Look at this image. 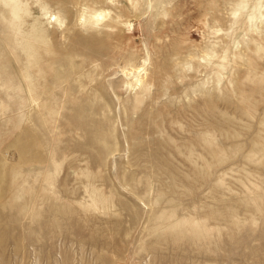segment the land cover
Wrapping results in <instances>:
<instances>
[{"label": "rangeland", "instance_id": "rangeland-1", "mask_svg": "<svg viewBox=\"0 0 264 264\" xmlns=\"http://www.w3.org/2000/svg\"><path fill=\"white\" fill-rule=\"evenodd\" d=\"M0 264H264V0H0Z\"/></svg>", "mask_w": 264, "mask_h": 264}, {"label": "bare ground", "instance_id": "bare-ground-1", "mask_svg": "<svg viewBox=\"0 0 264 264\" xmlns=\"http://www.w3.org/2000/svg\"><path fill=\"white\" fill-rule=\"evenodd\" d=\"M108 12H109L108 10L98 11V12H95L94 14H90V17H91V15H93L92 18L95 20V22H98V21L104 19L108 15Z\"/></svg>", "mask_w": 264, "mask_h": 264}]
</instances>
